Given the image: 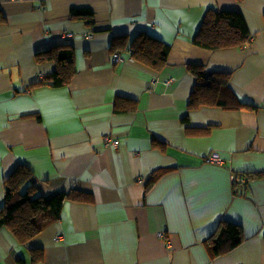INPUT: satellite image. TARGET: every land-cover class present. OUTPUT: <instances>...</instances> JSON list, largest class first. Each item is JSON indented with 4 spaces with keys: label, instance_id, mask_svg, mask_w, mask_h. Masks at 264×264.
Listing matches in <instances>:
<instances>
[{
    "label": "crops",
    "instance_id": "1",
    "mask_svg": "<svg viewBox=\"0 0 264 264\" xmlns=\"http://www.w3.org/2000/svg\"><path fill=\"white\" fill-rule=\"evenodd\" d=\"M211 8L239 12L250 42L195 47ZM140 34L169 47L159 72L127 52ZM59 45L76 73L54 88L38 77L55 64L36 56ZM189 65L228 74L244 104L228 93L223 106L190 107ZM19 168L31 198L77 199L28 240L3 226L0 264H264V177L232 186L264 173V0H0V208ZM220 221L243 241L210 260L204 242Z\"/></svg>",
    "mask_w": 264,
    "mask_h": 264
},
{
    "label": "trees",
    "instance_id": "2",
    "mask_svg": "<svg viewBox=\"0 0 264 264\" xmlns=\"http://www.w3.org/2000/svg\"><path fill=\"white\" fill-rule=\"evenodd\" d=\"M73 16L80 19L92 17L90 11L77 10ZM251 40V35L241 14L237 11L208 9L203 16L199 29L192 40L195 47L205 51L237 49L245 46ZM127 52L131 59L146 65L159 72L167 63L169 47L161 44L154 37L140 34L130 42ZM39 63L53 62L56 70L44 79L38 80L54 88H63L69 85L76 70L73 62L72 48L68 45L51 47L37 54ZM188 71L196 79V86L191 96L190 107L200 105L223 106L222 95L232 94L236 105H242L239 99L230 92L228 87V74L211 72L203 66L189 65ZM168 170L159 169L148 176L144 189L147 191ZM27 172L17 169L8 179L9 187L6 190L3 206L0 208V229L8 226L13 233L28 240L38 233L46 221H52L58 217L63 203L66 200L77 199L74 192H54L48 197L29 196L26 187ZM235 178L264 177V173L236 174ZM243 182L233 180V189L244 185ZM25 191L21 193V186ZM21 188V189H20ZM41 223H39V222ZM243 241V233L240 226L220 221L214 233L204 242L210 260H214L238 247Z\"/></svg>",
    "mask_w": 264,
    "mask_h": 264
},
{
    "label": "built area",
    "instance_id": "3",
    "mask_svg": "<svg viewBox=\"0 0 264 264\" xmlns=\"http://www.w3.org/2000/svg\"><path fill=\"white\" fill-rule=\"evenodd\" d=\"M114 58L118 59L119 55L117 53H115ZM38 79L39 80L42 79V76H39ZM105 140H106V142L108 141L107 139H105ZM107 143L108 144H115V142H113V141H111V142L108 141ZM207 161L212 162V163H217V164H219L221 162V160L216 155H212V156L208 157ZM236 182H243V179L242 178H237ZM158 237L161 238V239L164 238L163 233H159Z\"/></svg>",
    "mask_w": 264,
    "mask_h": 264
}]
</instances>
